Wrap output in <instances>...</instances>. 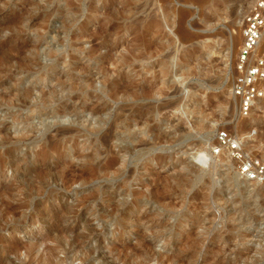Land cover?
<instances>
[{"label":"rangeland","instance_id":"obj_1","mask_svg":"<svg viewBox=\"0 0 264 264\" xmlns=\"http://www.w3.org/2000/svg\"><path fill=\"white\" fill-rule=\"evenodd\" d=\"M261 2L141 0L107 25L102 12L120 0H0V264H264V182L213 156L229 131L264 163V98L244 119L233 94L244 21ZM168 8L200 37L183 42L165 25L162 48L129 30ZM127 50L132 65L115 72L108 61ZM104 71L124 98L109 97ZM120 117L133 119L126 134L101 144ZM139 233L152 249H134Z\"/></svg>","mask_w":264,"mask_h":264},{"label":"bare ground","instance_id":"obj_2","mask_svg":"<svg viewBox=\"0 0 264 264\" xmlns=\"http://www.w3.org/2000/svg\"><path fill=\"white\" fill-rule=\"evenodd\" d=\"M30 1V0H29ZM141 0H120V4H121V8L120 10H116V9H112V6L111 7H107L105 8V11L102 12V21L104 20L105 22H107V25L111 23L112 19L114 18V16L116 15H120L124 20H129L131 19V17L133 15H136L137 14V5L138 3L140 2ZM160 2H162L165 7L167 5H169L171 3L172 0H159ZM189 1V0H188ZM196 1V0H195ZM247 4V3H246ZM25 5V4H24ZM33 7V6H32ZM35 7V6H34ZM33 7V8H34ZM240 7V6H239ZM238 7V8H239ZM29 8V7H28ZM238 8L236 9V12H235V15L238 17L239 13H238ZM255 8V7H254ZM253 8V9H254ZM108 9V10H106ZM31 10V9H30ZM252 10V9H251ZM31 12V11H30ZM251 12V11H250ZM29 13V12H28ZM27 13V14H28ZM181 16L176 20V21H173L171 18L174 17L175 15V12H174V9L173 8H168L165 12V21H162V20H158V19H155L151 22H146V21H137L136 23H134L132 26H130L129 30H132L133 31V34H135V38L139 39L141 38L142 39V43H144L145 41H150L151 43H153L154 45H157V46H160L162 48H165L168 44H171V40H173L171 38V35L168 34L166 31H165V25L167 26H171L173 28H177L175 33L177 34V36L180 38L181 41L183 42H190L194 39H197L199 38L200 36H197V35H194L192 34L187 28H185L184 26V19L186 21V18L185 16L187 17L188 16V13H180ZM21 16V15H20ZM24 17V16H22ZM236 17V18H237ZM245 22V21H244ZM22 24V23H20ZM16 26V25H15ZM245 26V25H244ZM234 27V26H233ZM243 27V26H242ZM234 32V31H233ZM236 33V32H234ZM228 44L230 42V46L233 47V49L235 50V48L239 45L240 43V39L241 37L239 36H236L235 34L232 35L231 34V37L228 36ZM243 41V40H242ZM39 42V41H38ZM37 42V43H38ZM34 43V42H33ZM22 44V43H21ZM227 44V45H228ZM30 46V45H28ZM27 46V47H28ZM34 46V45H33ZM36 46H38L36 44ZM263 47H264V31H263V36L261 38V41H260V44L257 48V51H256V56L259 57L261 54L260 52H262L263 50ZM21 48V47H20ZM29 48V47H28ZM231 48V47H230ZM19 50V49H18ZM26 50V49H24ZM31 50V48H30ZM35 50V49H34ZM35 52V51H34ZM16 54V53H15ZM22 56V55H21ZM132 62H133V56L131 55V52L127 50V52L124 54H121L117 59H110L108 61V63L114 68V71L117 72V71H121L123 70L124 68H129L131 65H132ZM107 64V63H106ZM32 67V66H31ZM167 70L166 68L163 67V74H166ZM100 75L99 73H95V74H92L87 80H86V83L89 85H91V83L93 82V80L96 79V77ZM107 73L104 71V82L108 84V86H110V92H109V97L112 99V100H120L121 97H125L126 95V92L127 90H119V89H116V88H113L115 85H116V81L117 80H110L106 77ZM130 85L134 86L135 82L132 80V78H130ZM75 81V80H74ZM264 83V81L261 82V87L264 88L262 86V84ZM234 86V85H233ZM130 91V90H129ZM81 93V92H80ZM130 93V92H129ZM2 95V94H1ZM131 95V94H130ZM24 98V97H23ZM237 100V99H236ZM9 101V100H8ZM7 101V102H8ZM261 103V99L258 100L256 103L257 104H260ZM256 105V104H255ZM108 103L104 102L102 103L100 106L98 107H95V109L93 110L96 114L98 112H101V111H106L109 109L108 107ZM125 106L122 107V109H124ZM107 113V112H106ZM97 117V116H96ZM16 118V117H15ZM14 118V119H15ZM99 118V117H98ZM97 119V118H96ZM119 122L118 123H115L113 125L110 126L109 130L105 133V135L103 136V138H101L100 140V143L103 144V145H108L109 142L111 140H114V139H120L122 137V135H125L126 134V131L128 129V126L129 124L132 122L133 119H128V118H122L120 117L119 118ZM16 122V121H15ZM84 127V126H83ZM89 132V131H88ZM65 133V132H64ZM68 133V132H67ZM98 134V133H97ZM96 140H97V136H96ZM96 144V143H95ZM143 146L147 145L146 142H142L141 143ZM109 146V145H108ZM107 146V147H108ZM98 148V146H97ZM110 149V148H108ZM97 151V150H96ZM126 151V152H125ZM125 153H130V148H126L125 149ZM97 158V157H96ZM115 158V160H114ZM112 158L109 162L106 163V168L108 169H111L113 167H115V165H126V160H125V156H123L121 159L120 158H116L114 157ZM113 160V161H112ZM113 164V162H115ZM7 166V165H6ZM47 171V170H46ZM239 175V173H238ZM258 182L256 181H253L252 182V185H256ZM260 183V182H259ZM96 195V194H95ZM118 195V194H117ZM108 196V195H107ZM97 197V196H96ZM110 200H113L115 197L113 194H111L110 196ZM108 200V199H107ZM111 202V201H110ZM122 207H125L126 204H123L121 205ZM111 210V209H110ZM127 211L119 206H113L112 207V214L114 213L115 216L117 215H121V212L122 214ZM130 212V210H128ZM153 211H151L150 213H146L144 216H142L141 220H144L147 219V218H150V215H153L152 214ZM133 213V212H131ZM109 217V216H108ZM157 217V216H156ZM163 216L161 215L160 218H162ZM159 218V217H158ZM164 218V217H163ZM162 218V219H163ZM109 219V218H108ZM160 220V219H159ZM159 223V222H158ZM170 223V222H169ZM135 225V224H134ZM188 226V224H187ZM147 229V228H146ZM167 229V228H166ZM172 229V228H171ZM183 229V228H182ZM145 230V229H144ZM163 230V229H162ZM173 230V229H172ZM148 232V231H147ZM163 232V231H162ZM145 233V232H144ZM150 233V232H149ZM156 233V232H155ZM159 233V232H158ZM166 233V232H165ZM171 235V234H170ZM162 236V234H161ZM164 236V235H163ZM194 236V235H193ZM158 237V236H157ZM178 237V236H177ZM156 238V237H155ZM173 238V237H172ZM149 238L146 236V235H143L141 233L138 234V238H137V246L134 248V249H146V248H151L152 245H153V241H149L148 240ZM196 239V238H195ZM166 243V242H165ZM172 243V242H171ZM60 244V243H59ZM72 246V245H71ZM130 246V245H129ZM74 247V245H73ZM81 247V246H80ZM128 247V246H126ZM75 248V247H74ZM83 248V247H82ZM111 248V247H110ZM184 248V247H183ZM152 249V248H151ZM54 250V249H53ZM73 250V249H72ZM111 250V249H110ZM76 251V250H75ZM73 251V252H75ZM85 251V250H84ZM141 251V250H140ZM49 254L48 255H51L50 251H48ZM57 252V251H56ZM53 253V252H52ZM83 253V252H82ZM145 253V252H144ZM87 253H85L86 255ZM73 255V254H72ZM83 255V254H82ZM78 256V255H77ZM76 254L73 255V257H77ZM87 256V255H86ZM149 256V255H148ZM175 256V255H174ZM51 257V256H50ZM73 257L72 258H69L71 259L70 262H67L66 260H56V263L54 262H51L52 260L49 259V257H45V256H42L40 258H36L33 259L31 258L30 256H27L25 260H23V264H75L73 263ZM82 257V256H80ZM85 257V256H84ZM27 258H28V261H27ZM78 258V257H77ZM76 258V259H77ZM53 259V258H52ZM86 259V257H85ZM91 261V260H90ZM89 261V262H90ZM97 261V260H96ZM99 261V260H98ZM97 261V262H98ZM175 261V260H174ZM92 262V261H91ZM156 262V261H154ZM181 262V261H180ZM102 263V261L100 262V264ZM176 263V262H174ZM99 264V263H97ZM103 264V263H102Z\"/></svg>","mask_w":264,"mask_h":264},{"label":"built area","instance_id":"obj_3","mask_svg":"<svg viewBox=\"0 0 264 264\" xmlns=\"http://www.w3.org/2000/svg\"><path fill=\"white\" fill-rule=\"evenodd\" d=\"M243 44L238 55L233 94L239 103L242 118H248L256 102L264 98V54L256 56L264 31V2L259 3L245 18ZM213 156L227 155L247 181L264 182V163L250 157L244 143L229 131H220Z\"/></svg>","mask_w":264,"mask_h":264}]
</instances>
